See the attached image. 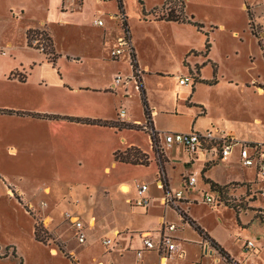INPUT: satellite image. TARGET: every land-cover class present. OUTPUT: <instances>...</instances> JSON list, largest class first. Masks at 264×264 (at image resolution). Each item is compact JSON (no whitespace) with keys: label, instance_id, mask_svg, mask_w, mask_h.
Returning a JSON list of instances; mask_svg holds the SVG:
<instances>
[{"label":"crops","instance_id":"1","mask_svg":"<svg viewBox=\"0 0 264 264\" xmlns=\"http://www.w3.org/2000/svg\"><path fill=\"white\" fill-rule=\"evenodd\" d=\"M92 1L94 3L105 2L102 0ZM184 1L186 13L193 14L204 27L212 28L215 33L227 30L228 24L216 20V18H209L208 22L203 21L199 13L190 7L192 0ZM122 2L126 14L127 5L125 1L122 0ZM161 2L162 0L151 8L149 7L148 11L159 6ZM212 5L215 8H224V10L231 9V5L227 1H216ZM261 8V5H255L252 0H241L240 4L235 7L239 13L246 16L247 33L250 35L251 42L258 46V54L264 60V26L260 33L263 42L262 49L258 44L257 36L251 32L249 24L252 16L264 15V10ZM102 10L93 8V11H90L89 0H0V110L59 116V118H45L0 112V125L5 123L3 128L0 127V131H2L0 134L5 130L8 131L5 126L11 120L14 123H31L35 131L31 149L35 155H47L53 160V163H57L60 167L75 160L80 164L90 163L96 174L102 173L110 176L113 168H118L119 173L108 177L107 182H104L100 187L96 185L97 188L85 184L87 185L84 188L86 199L78 198L79 202L75 205L62 201L68 194L74 198L77 197L73 186L66 190L57 183L45 184L41 190L50 197L49 201L43 197L37 198L39 186L35 187L33 192L29 193L30 195L18 184L10 185L14 190L5 186L1 180V178H5L1 173L0 186L5 189L6 193L12 194V190L17 192L25 205L37 216L45 217L46 215L49 217L50 221L46 227L48 230H55L59 237L64 238L66 245L70 238L59 226V224L61 225L60 220H62L60 216L66 210L79 212L81 218L84 215V221L90 222L92 217L94 218L87 230V239L90 237L92 244L98 245L104 235H112L114 231L119 232L110 251L102 253L98 246L99 254L92 255L86 261L80 258L75 249H68L78 259L79 264H97L99 261L101 264L111 261L117 264H158L157 252L144 251L140 257H137L135 251L143 246L140 233L148 232L154 240L157 239L161 218L177 226L174 234L180 241V248L184 251L182 257L171 255L162 264H167L170 259L186 257L187 250L183 244L186 239H192L195 244L193 261L200 263L205 256L209 258L207 264H229L207 240L193 229L188 221L183 219L175 206H178L196 222L190 213V207L196 201L191 192L199 181L203 185L202 195L207 194L206 188L211 191L209 185L204 182V178L220 185L238 182L239 187L235 190L231 189L230 192L235 191L240 194L245 190L246 194L249 193L243 183H249L250 190L255 183L250 182L245 176L241 174V176H232L231 174L227 176L226 174L229 172H225L223 177L215 176L212 170L221 160H224L222 166L225 165L227 170L233 168L232 163L239 162L238 148L234 146L224 159L219 157L218 151L210 144L195 154H190L180 145L167 146L164 134L175 131L204 133L207 129H211L214 135H218L219 131H225L236 139L258 142L263 147L264 138L261 134L258 135L255 129L260 128L262 122L257 117H254L251 122L244 120L240 114L241 110L237 112L240 115L239 120H233L230 119L232 117L226 116V113L230 114L228 111H232L227 108L232 105V96H230L232 94L230 93L234 92L232 88L238 83L234 82L231 76L227 77L223 87H219L220 81L217 79L212 84L208 83L213 74L212 76L206 75L201 69L207 65H210L212 69L213 63L217 67L218 64L211 45L207 53H204V48L199 45L202 44V40L199 44L184 40L181 47V59L187 63V74L192 70L195 71V66L202 65L203 62L202 67L199 66L193 82L186 84L176 82L178 91L173 93L172 98H164L163 89H161L160 96L154 95V90L158 89L152 88L148 81L149 78L151 76H159V79L164 78L167 73L152 67L148 59L144 57L138 46L143 34H140L141 31L138 32L140 29H137V32L133 30L131 32L129 25L128 47H124L121 54L113 58L111 50L117 47L118 38L124 34L121 27V15L116 0L110 14L107 15ZM248 11L251 13L250 18ZM104 15L107 17L105 18ZM95 19H100L102 24H95ZM138 20L152 24L189 26L188 28L192 29L191 24L187 23L154 20L152 14H148L146 20L143 18ZM28 29H41L50 37L52 49L56 55L54 63L49 60L47 53L27 43L26 32ZM238 36V30L233 28L230 37L237 38ZM131 49L135 54L137 68L142 72L140 79L151 111V127L157 134V144L165 157L163 178L159 173V165L148 132L141 129H118L112 126L86 124L67 119V117H78L107 121L120 120L138 125L146 122L140 92L133 78ZM12 73H16V75ZM121 73L127 76V80L123 83L122 81L115 83L114 77L117 74L123 76ZM18 76L24 77V79L20 80ZM251 81L252 84L257 82L253 78ZM246 85L247 82L241 83L240 90L245 91ZM159 87L162 86L159 85ZM216 87L220 89L215 95ZM257 89L259 93H262L260 88ZM199 91H203L204 96H201ZM219 96L221 98H217ZM133 103L136 104V108L133 107ZM120 106L125 108V114L121 119L117 114ZM129 146H135L146 153L149 156V163L147 165L129 164L113 159L114 151ZM8 147L7 150L15 153L18 151V147L15 145ZM228 164L231 166H227ZM205 165L208 166L203 170ZM189 175L195 177V182L191 188L184 191L177 205L164 204L162 197L165 191L172 193L181 191L183 180ZM138 184L147 185L146 195L149 197V203L145 208L132 209L129 202L136 197V185ZM122 185L127 186V191L120 188ZM212 196L216 197L217 195ZM203 198L204 196L201 202L204 203ZM256 200L253 199V201ZM253 201L249 204L250 208L243 210L244 213L251 211L254 214L258 208L264 209V206L251 204ZM221 206L224 205L221 204ZM239 220L242 224L241 227L244 228L248 219L243 220L239 215ZM34 224L35 219L31 226L32 233ZM185 228L191 230L194 237L188 238L185 235ZM203 229L228 252L217 235L208 228L204 227ZM261 236L260 246L256 253H252L249 258L238 262L231 255L230 257L238 264H253V261L257 264H264V232L261 233ZM42 245L45 244L42 243ZM48 249L51 253L54 252L53 255L56 254L55 248ZM20 255L14 244L0 245V264H15V261L22 263ZM251 258L254 260L251 261ZM93 259H95L94 262H92Z\"/></svg>","mask_w":264,"mask_h":264},{"label":"rangeland","instance_id":"2","mask_svg":"<svg viewBox=\"0 0 264 264\" xmlns=\"http://www.w3.org/2000/svg\"><path fill=\"white\" fill-rule=\"evenodd\" d=\"M123 1H125L127 5L126 16L131 32L132 30L137 32L136 30L140 29L138 32L141 31L140 34H143L141 35V41L138 42V46L141 48L144 57L148 59L152 67L167 73V76L164 78L159 79V76H151L149 78L148 81L152 88L158 89L154 90V95L160 96L161 89H163L164 98L169 99L173 97L174 92L178 91L176 88L178 77L181 73L187 75V63L183 62V59H181L183 41L187 40L188 42H197V44H199L202 40V44L199 45L204 48L206 39L205 32L207 33L211 47H213L214 57L217 60L218 67L215 63H213V65L216 70L215 78L220 81L219 87L225 85L228 76H231L234 82L238 83L232 88L234 91L230 93L232 95L229 94L232 96V105H229L227 108L232 111H228L230 114L226 113V116L232 117L230 119L233 120H239L238 118H240V115L237 112L241 110V117L246 121L251 122L254 117L259 118L262 122V126L255 129L257 134H261L264 138V95L263 91L259 93L257 89L259 87L254 85L257 83L264 84V60H262L258 54V46L254 42H251L250 35L247 33L246 16L235 9V7L240 4L241 0H192L190 2V7L195 12L199 13L203 21L208 22L209 18H216V20L218 19L228 24L225 32L216 33L212 31V28L204 26L202 28L203 32H201L193 25H191L192 30L188 28L189 26L179 27L172 24H152L144 22L143 20H138L143 18L139 0ZM141 1L146 11L149 10V7L151 8L157 4V2H160V0ZM216 1H227V3L231 5V9L224 10V8L213 7L212 4ZM252 3L261 5V9L264 10V3H262L261 0H252ZM112 5L115 6V0H105V2L98 3L89 0L90 11H93V8L103 9L102 11L107 15L111 13L113 8ZM156 11L157 14L162 13L160 8ZM107 15H104V17L106 18ZM233 28L237 29L239 32L237 38L230 37V32ZM256 30L260 36L263 29L257 28ZM38 31L41 30L39 29ZM42 33L46 32L43 31ZM46 46H48L47 41ZM202 65L199 66L202 67ZM201 71L206 73V75L210 74L212 76L213 74L210 65L202 68ZM122 75L121 81L123 83L127 80V76H124V74ZM252 78L257 80V82L253 81L254 83L252 84ZM157 81L161 82L157 83ZM245 82H247L245 86L246 90H240V84ZM158 84L162 87L160 88ZM219 87L215 88V95L218 89H220ZM199 94L204 96L203 91H199ZM217 98H221V96ZM132 105L136 108L135 103ZM11 121L8 124L6 123L7 126H5L8 128V131L5 130L6 132L3 131V133L0 134V173L5 178H1V180L2 183L5 186H9V188H12L10 185L18 184V186L23 187L28 195H30L29 193H32L34 188L39 186L37 198L43 197L46 201H49L50 197L45 195L41 190L42 186L45 184L53 185L57 183L66 190L74 187L77 197L74 198L68 194L65 195L62 201L75 205L79 202L78 198L86 199L84 188L87 187V185L85 184L93 185V188H97L96 185L100 187L104 182H107L108 177L119 173L118 168H113L110 172V176H107L109 174H96L93 165L88 162L80 164L75 160L60 167L57 163H53V160L47 155H35L31 149L35 132L33 125L31 123H14ZM4 124L5 123H3V125ZM3 125H0V127L3 128ZM10 145L17 146L18 151L15 153L9 149L7 150ZM261 148L263 151L262 160H264V146ZM250 152H252L251 148ZM223 164L224 160H221L212 168L215 176L220 175L223 177L225 172H229L226 174L227 176H230V174L232 176L243 175L245 178H248L250 182L255 183L252 189L250 190L249 186V188L246 187L249 193L246 194L244 190V193L237 194L235 191H230L231 189L235 190L238 188L239 184L230 185L226 194L218 197L221 203L210 205L206 202H201L204 194L202 195V182L199 181L196 188L191 192L196 201H194L190 207V213L202 228H208L217 235L221 243L227 248L229 255L239 262L250 256L249 252L243 250V242L247 238H251L258 248L262 239L261 233L264 232V209L258 208L254 214L251 211H247L246 213L243 212V210L250 208L249 204L253 199L257 200L253 201L251 204L255 203L256 206H264V174L256 170L255 162L252 165L246 166L235 161V163H232L233 168L230 170H227L225 165L222 166ZM227 166H231V164ZM69 184H71V186H69ZM151 188L152 186L149 189L150 191ZM46 190H48V188H46ZM206 190L207 194L211 196L215 194L207 188ZM20 200L11 193H6L5 189L0 186V245L7 243L14 244L17 248V253L19 255L21 254V264H70L69 259L65 256L66 253L75 258V256L69 252L68 249L70 248L75 249L83 261L90 259L92 255H98L100 251L106 253L111 250L110 248L106 251L100 243H98V245L92 244L90 237L86 239L87 241L84 244H80L74 239L72 228H70V222L65 218V213L73 212L81 216L79 212L66 210L63 212V215L60 216L62 220H60L61 225L59 224V226L63 228L64 234L70 238L68 245H66V240L64 238L59 237L55 230H48L46 227L47 223L50 221L49 217L46 215L45 217L37 216L31 209L30 213L25 207L22 198ZM223 201L235 203L237 207L239 206L238 213L242 211L239 214L240 217H242L243 220L248 219L244 228L241 227L242 224L240 220L239 223H237V214L234 209L222 204ZM221 204L224 206H221ZM83 217L84 215H82V219ZM34 219L39 222L40 227L47 231L50 236V239L45 244L46 246L34 240V235L31 231ZM185 235H187L188 238L194 237V234H192L191 230L188 228H185ZM193 242L192 239H186V241L183 242L187 250V255L184 259H170L167 264H207L209 258L205 256L200 263L193 261L195 253V244ZM98 246H100V251ZM48 248H55L56 254L53 255V252L51 253ZM95 259H93L92 262H94ZM253 260L254 258H251V261ZM15 264H19V262L17 263L15 261ZM253 264H257V262L255 263L253 261Z\"/></svg>","mask_w":264,"mask_h":264},{"label":"built area","instance_id":"3","mask_svg":"<svg viewBox=\"0 0 264 264\" xmlns=\"http://www.w3.org/2000/svg\"><path fill=\"white\" fill-rule=\"evenodd\" d=\"M105 1V0H102ZM264 3V0H261ZM249 22L253 25L254 29L262 28L264 26V15L252 16ZM95 24L101 25L102 21L100 19L94 20ZM41 30V29H40ZM42 30L38 35H35L31 38L30 45L41 50L47 51L48 46H46V41L42 39ZM129 40L124 36H120L117 41V47L111 50V56L113 58L118 57L123 51L124 47H128ZM142 72L136 67L133 69V78L136 83L141 78ZM193 78H195V73L192 71L187 75H180L178 77V82L180 84H186L188 82H193ZM122 80L121 75L117 74L114 77V82L118 83ZM138 87V86H137ZM118 117L121 119L125 114V108L120 106L118 108ZM140 129L150 133L151 126L145 122L143 124H139ZM164 140L167 146L172 145H180L186 152L190 154H195L198 150L204 149L207 145H212L214 149H216L219 153V157L224 159L228 156L231 149L236 146L238 148L239 154V162L242 165H252L255 162L256 170L261 171L264 174V160H262V145L258 142H252L248 140H240L232 137L225 131H219L218 135H214L211 129H207L204 133L197 131H175V132H166L164 134ZM250 148L252 152H250ZM195 182V177L193 175H189L183 180V188L181 191H177L175 193L165 191L162 200L164 204L167 205H177L178 201L182 198L184 191H187ZM121 188V187H120ZM147 185L146 184H138L136 185V197L131 200L130 207L132 209L135 208H145L149 203V197L146 195ZM203 201L210 205H215L218 203V196L213 197L210 194L204 195ZM65 218L69 220L73 236L77 240L78 243L83 244L87 239V230L90 224L94 221L92 217L91 221H84L81 216L73 212H66ZM177 226L172 223L166 221L164 218L160 219V228L159 235L156 240L152 238L150 233L144 232L140 233V238L142 239V248L137 249L135 251L136 256L140 257L141 253L144 251H155L158 254V264L164 263L169 256L177 255L178 257H182L184 251L180 248V241L174 234ZM112 235H104L101 238V245L105 250H109L115 243V238L118 235V231L112 232ZM243 250L252 253H256L257 247L255 246L253 240L246 239L243 242ZM97 264H101L100 261ZM104 264H117L113 261L106 262Z\"/></svg>","mask_w":264,"mask_h":264},{"label":"trees","instance_id":"4","mask_svg":"<svg viewBox=\"0 0 264 264\" xmlns=\"http://www.w3.org/2000/svg\"><path fill=\"white\" fill-rule=\"evenodd\" d=\"M117 2V7L119 10V13L121 15V27L123 28L124 31V36L129 40L130 38V34H129V27H128V22H127V16L124 13V9H123V2L122 0H116ZM139 3L141 5V13L143 15V19L146 20L147 19V15L148 14H152V18L154 20H165V21H173V22H177V23H187V24H191L193 25L198 31L203 32L202 28H203V24L199 21H197L195 19V16L193 14H189L186 13L185 11V1L184 0H162L161 5L160 6H155L153 7L150 11H146L144 6H143V2L141 0H139ZM161 9L162 13L161 14H157V9ZM248 16L249 18L251 17V13L248 11ZM250 24V28H251V32L257 36L258 38V44L259 46L263 49V45L261 42V37L258 35V32L256 29L253 28V25L249 22ZM40 32L38 30L35 29H28L26 32V37H27V43L30 45V40L31 38H33V36L35 34H39ZM206 39L204 42V53H207V51L210 48V42L207 36V33H205ZM42 39H45L47 41V45L49 44V48L47 49V51H44L45 53L48 54V58L49 60L54 63L55 61V53L53 52L52 49V43H51V39L50 37H48L46 35V33H42ZM130 58H131V65L134 68L137 67L136 65V61H135V54L133 49L130 50ZM184 64V63H183ZM199 66L196 65L195 66V75H197V71H198ZM212 70H213V78L211 80L208 81V83L212 84L216 81L215 78V66L212 64ZM13 75H16V73H12ZM18 79L23 80L24 77H20L18 76ZM256 85V87H259L262 89L263 91V95H264V84L263 83H257L254 84ZM137 86L140 92V99L143 105V111H144V115H145V119L146 122L151 126V111L148 107L147 104V100H146V96H145V91L144 88L142 86L141 83V79H139L137 81ZM0 112H5V113H16V114H28L34 117H45V118H59V116L57 115H50V114H39V113H24L21 111H13V110H6V109H1ZM68 120H72V121H77V122H81V123H86V124H97V125H103V126H112V127H116L118 129L121 128H133V129H140V125L135 124V123H129V122H125V121H120V120H116V121H107V120H100V119H89V118H78V117H67ZM151 128V132L150 137H151V141L153 144V149L155 152V156L157 158V162L159 165V173L161 175V178H163V173H164V162H165V157L162 153L161 148L158 146L157 142H158V137L156 132H154ZM113 159L115 161H119V162H123V163H129V164H141V165H147L149 163V156L142 152L139 148L135 147V146H129L126 147L122 150H116L113 152ZM208 165H205L204 169H206ZM204 182H206L209 187L210 190L213 191L218 197L221 195H225L228 187L230 185H235V184H239L238 182H231L225 185H220L210 179L204 178L203 179ZM244 184V183H243ZM246 187L249 188V183H245ZM12 195L16 196L19 200L21 199V197L19 196V194H17L16 192H14L12 190ZM21 201V200H20ZM219 199H218V203L219 204ZM221 203V202H220ZM222 204H224L227 207H230L232 209H234L235 213L237 214L236 216V220L237 223H239V218H238V207L237 204L235 203H229L228 201H223ZM25 205V204H24ZM25 207L27 208V210L31 213V210L28 208L27 205H25ZM176 209H178V212L180 213V215L183 217L184 220L188 221L189 224L193 227V229L205 240H207L209 242V244L219 253V255L229 264H237L229 255V253L219 244L217 243L214 239H212L207 232L199 225L197 224L193 219H191L184 211L180 210L178 208V206H175ZM33 235H34V239L38 242H41L43 244H46L48 242V240L50 239L49 234L47 233V231L43 230L40 225L39 222L35 219V224H34V231H33ZM13 254V253H12ZM65 256L69 259L70 264H78V260L75 259L74 257L70 256L69 254L65 253ZM19 264H21V261H19Z\"/></svg>","mask_w":264,"mask_h":264},{"label":"bare ground","instance_id":"5","mask_svg":"<svg viewBox=\"0 0 264 264\" xmlns=\"http://www.w3.org/2000/svg\"><path fill=\"white\" fill-rule=\"evenodd\" d=\"M121 189L123 190V191H127V186L126 185H123V186H121ZM54 253V252H53Z\"/></svg>","mask_w":264,"mask_h":264}]
</instances>
